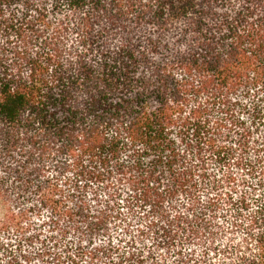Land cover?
Returning <instances> with one entry per match:
<instances>
[{
  "label": "trees",
  "instance_id": "16d2710c",
  "mask_svg": "<svg viewBox=\"0 0 264 264\" xmlns=\"http://www.w3.org/2000/svg\"><path fill=\"white\" fill-rule=\"evenodd\" d=\"M0 264H264V0H0Z\"/></svg>",
  "mask_w": 264,
  "mask_h": 264
}]
</instances>
